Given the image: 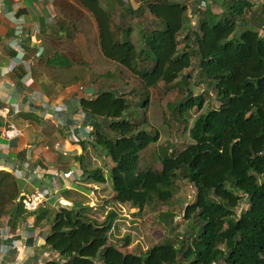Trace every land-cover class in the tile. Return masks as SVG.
<instances>
[{
    "label": "trees",
    "instance_id": "1",
    "mask_svg": "<svg viewBox=\"0 0 264 264\" xmlns=\"http://www.w3.org/2000/svg\"><path fill=\"white\" fill-rule=\"evenodd\" d=\"M78 1L94 15L103 55L112 64L105 73L94 74L90 83L99 89L81 97L80 105L93 120L106 119L107 129L96 132L92 145L81 139L70 141L68 150L59 152L58 162L69 170L80 161L85 180L107 183L102 166L86 163L88 146L101 151L112 163L114 195L100 198L95 191V201L137 208L132 212L140 218L152 212L156 228L165 230L169 242L151 247L144 261L137 247L125 261L264 264V0H135L139 6L129 3L124 12L108 10L99 0ZM196 6L197 24L186 30L187 12ZM73 7L60 5L55 22L62 31L42 32L44 51L32 67L39 82L49 69L47 76L60 85L56 95L61 98L91 75V63L82 53L71 51L85 15ZM134 20L141 29H135ZM240 27L244 30L238 32ZM121 29L129 36L133 30L142 34L148 48H139L131 38L123 40ZM51 49L54 52L47 55ZM193 66L196 74L189 71ZM123 73L130 77L117 86L113 80ZM194 78L204 85L199 95L191 87ZM154 89L162 97L179 91L168 108L180 124L188 125L191 111H200L185 147L173 139L158 143L160 127L130 117L135 104L148 109ZM14 122L23 130L28 147L46 146L59 131L31 111L17 113ZM27 150V146L21 149L19 163L28 160ZM20 187L13 172L0 169V218L15 211L12 219L17 226L33 216L35 224L50 227L46 246L54 238L73 236L84 251L91 249L108 239L119 215L113 209L102 220L96 219L85 208L94 200L92 193L71 189L62 192L61 203L74 202L72 209L45 207L29 212ZM163 205L167 208L157 210ZM125 241L129 243L130 237ZM108 248L98 249L97 264H113L106 256Z\"/></svg>",
    "mask_w": 264,
    "mask_h": 264
},
{
    "label": "crops",
    "instance_id": "2",
    "mask_svg": "<svg viewBox=\"0 0 264 264\" xmlns=\"http://www.w3.org/2000/svg\"><path fill=\"white\" fill-rule=\"evenodd\" d=\"M126 1L133 8L139 6L135 0H101V4L104 2V7L108 10L124 12L126 7H129V3L125 6ZM69 4L74 5L75 12L85 13L84 17L81 18V25L78 26L79 32L71 51L82 53L84 58L91 63L90 73H105L108 69H103L104 63L94 65L93 61L90 60L102 56L101 58L109 63L102 52L98 23L94 15L87 11L78 0H49L47 3L44 0H0V169L11 171L7 166L13 163L14 166L18 167L19 175L17 173L15 175L20 179L21 187L24 188L23 194L31 188L40 186L43 189L42 192L50 197L52 205L50 207L54 208H59V205L56 206L55 204L64 199L62 192L65 190L83 189L87 193L98 191L97 183H87L93 184L92 187L95 190L92 188L88 190L81 186L82 184L87 185L84 182L89 181L85 180L86 172L82 169L80 161L72 164V168L69 170L63 169L58 162V155L61 151H67L70 147L69 142L74 141L71 135H76L77 141L85 140L92 145L96 132L107 129L106 119L96 121L86 115L83 120H79L69 116L70 113L67 109L75 103L78 104L81 83L68 88L66 95L61 98L59 94L56 95L60 85L47 76L49 69L46 70L43 67L46 72H42L44 75L42 80L40 79L42 82H39L33 74L32 67L37 57L44 51L42 32L50 33L51 28L57 32L62 31L59 23L55 22L57 21L55 16L58 17L61 13L60 5L67 7ZM54 22L58 26H55ZM119 32L123 38L125 32L122 29ZM62 51L69 54L67 50ZM52 52H54L53 49L47 55ZM90 78L89 76L88 79ZM85 85V94L94 95L99 89V86L93 85L90 80ZM7 110L9 111L4 115ZM29 111L42 115L46 123H53L59 129L46 146H30L29 149L23 130L14 122L17 113ZM46 112L51 117L45 116ZM3 125H16L21 133L12 135L6 133L3 130ZM26 146L28 160L25 163H18L19 153ZM90 148L96 155L104 156L101 151H96L92 146H88L89 150ZM88 149L86 153L90 152ZM86 163L90 167L99 166L93 162V159L91 160L90 154L87 155ZM24 164L26 166L22 168ZM50 164L60 171L59 176H53L55 169L49 167ZM19 169L22 170V174ZM93 193L91 195L94 199L92 201L94 206H104V203L99 204L97 200L95 201L96 197ZM100 198L103 197L100 196ZM61 206L72 209L76 205L74 202H69V204H61ZM126 207L133 209L131 206ZM90 211L92 212V210ZM14 212L12 215H4L0 218V264H57L48 263L46 255L59 257L61 259L59 264H66L64 262L68 258L71 261L69 264H74V259L80 260L83 254L66 253L63 250L64 244L59 245V240L66 237L54 238L52 239L53 244L46 246L48 238L45 233H48L50 227H41L35 224L33 216L28 215L27 219L17 226H14L13 223L9 229L4 227V224H7L10 218L14 217ZM35 227L37 232L34 231ZM72 238L73 236L70 237V239ZM107 242L108 240L104 241L103 244Z\"/></svg>",
    "mask_w": 264,
    "mask_h": 264
},
{
    "label": "rangeland",
    "instance_id": "3",
    "mask_svg": "<svg viewBox=\"0 0 264 264\" xmlns=\"http://www.w3.org/2000/svg\"><path fill=\"white\" fill-rule=\"evenodd\" d=\"M101 2V0H99ZM129 2H125V6L128 5ZM200 4V3H199ZM102 6L104 7V2H102ZM200 12H203L204 6L202 3L199 5ZM105 8V7H104ZM198 11V7H191L190 10L187 12L186 20H185V29H189L190 27L195 28V24H197V18L198 14L200 12ZM132 23L135 24V29H141L142 25L141 23L134 20ZM244 30L242 27L239 28L238 32H241ZM148 32V31H146ZM128 38H131L133 42H135L139 48L140 46L144 47V49L148 48L145 44V38L142 34L137 33L136 30H133V33L131 36L128 35V33H124L123 40H128ZM95 57V58H89L93 61L94 65H100L102 63L105 64V67L103 69H109L111 68V63L105 62L103 58ZM94 70V69H93ZM189 71L193 74H196V67L194 66L189 69ZM94 74L99 73H92L90 75V82H94L96 79V76ZM128 77H130L129 73H123L122 75H118L114 80L113 83L117 86L123 85L124 82H120L122 78L124 80H127ZM112 80H108L109 83L112 82ZM194 81V82H193ZM138 82V81H136ZM100 85H103L104 83L102 81H99ZM134 83H131L133 85ZM131 85L125 86L126 88L130 89ZM191 87L193 89V92L195 95H199L201 91L204 90V85L202 82L198 83L197 78H194L192 80ZM160 88L162 89L163 86L160 85ZM152 91V101L151 104L147 107H140L138 108L137 105L133 106L131 108L130 117L134 118L135 120L141 119V120H147L148 123H153V125H156L161 128V136L158 143L165 142L167 139H173L179 146L185 147L191 142V139L189 137V128L192 126L195 118L200 114V111H191V114L189 116V124H180L174 117H172L169 113V104L175 102L179 97V91L175 90L171 93H168L167 97H162V94L160 90H151ZM47 92V91H46ZM52 95V94H51ZM213 95V94H212ZM138 98H141V95L138 96ZM132 100H136L135 97H132ZM161 100V101H160ZM135 102V101H134ZM207 107V105L205 106ZM169 124V125H168ZM187 125V126H186ZM90 151L88 154H90L91 160L93 159V162L95 164H99V166H102L103 171L108 179L107 183H98V195L101 197H105L108 199H112L114 192L112 188L111 183V166L112 163L110 160H108L106 157H101L100 155H96L92 148H90ZM78 163V162H77ZM91 163V162H90ZM49 167H53V165H49ZM162 166L159 165L158 169H161ZM55 169V168H54ZM57 170V169H56ZM85 175V174H84ZM84 182V181H83ZM92 183V182H84ZM83 185V184H82ZM93 184H87L84 185L85 187L91 188ZM82 192L90 195L91 192L87 193L83 189H80ZM113 201V200H112ZM96 204H98L96 202ZM121 204V205H120ZM104 204V206L96 205L94 206L92 201L86 202L85 208L92 210V216H94L98 220H102L104 216L108 213V211H111L115 209L119 215L118 218L115 220L114 226L112 230L109 232L108 236V242L103 244V242L97 243L93 248L88 249L87 252H85L81 246V243L76 237H73L70 239V237L62 238L59 240V245L62 243L64 244V251L67 252H73L77 253L78 255H82L80 257V260H73L74 264H97L99 262L97 258V251L100 247L108 246V251L106 253V256L113 259V264H128L125 261V257L128 254L134 253L135 248H139L140 251L143 253V261L145 258L150 254V248L159 244H163L165 242H169V237L167 233H165V230L156 228V225L153 222V216L154 214L152 212H148L146 214V217H137L133 214L130 210H137V208H127L122 203L117 202H111L109 204ZM94 206V207H93ZM59 207H62L59 205ZM249 207V206H248ZM247 207V208H248ZM68 208V207H65ZM167 206H159L157 210H164ZM182 219V217H181ZM46 226V225H45ZM50 231V229H48ZM48 231V233H49ZM45 233V234H48ZM48 236V235H47ZM129 236L130 242L127 243L125 241V238ZM162 237H164L162 239ZM70 239V240H69ZM85 252V253H84ZM77 255V256H78ZM101 256V254H100ZM71 261H69V258L64 262L66 264H69ZM140 264V263H137Z\"/></svg>",
    "mask_w": 264,
    "mask_h": 264
},
{
    "label": "built area",
    "instance_id": "4",
    "mask_svg": "<svg viewBox=\"0 0 264 264\" xmlns=\"http://www.w3.org/2000/svg\"><path fill=\"white\" fill-rule=\"evenodd\" d=\"M44 2L47 3V2H49V0H44ZM32 5H31V7H32ZM80 91H81V94L79 95V98H78V102H77L78 104L75 103V105L70 106V108H68L67 110H68V113H70L69 116H72V117H74L76 119H79V120H83V118L86 115L82 111V108H81V105H80V100H81V97H82V93H86V86L81 84ZM8 111L9 110L5 111L4 115H6ZM45 116L51 117V116H49L47 114V112H46ZM3 130H4V132L10 133L11 135L14 134V133H21V130L18 127H16V125H10V126L3 125ZM71 137H72V139H74L76 141L78 140V137L76 135H71ZM29 160L32 162V160L30 158H29ZM22 166H23L22 168L25 167L24 165H22ZM7 167H9L10 170L14 174L15 173L18 174V171H17L18 167L14 166L13 163H11V165L7 166ZM52 168H54V167H52ZM19 172L22 174V170L21 169H19ZM59 173H60V171L55 169V172H54L53 176L57 177V176H59ZM32 187H34V186H32ZM21 190L24 191V188L21 187ZM42 191H43V189L39 186V187L31 188L27 193H24L23 205H24V208L27 211H29V212L37 211V210L43 209L45 207L52 206L51 203H50L51 202L50 197L45 195ZM61 204H62L61 201H58V202H56L55 205L56 206L57 205L61 206ZM11 219H12V217L10 218V220L8 221L7 224H4L5 225L4 227H7V229H9L13 225V219L12 220ZM34 231L37 232L36 227H35ZM0 237H1V235H0ZM46 258H47L48 263H57V264H59L61 262V259L59 257H56V256L55 257H51V255H46Z\"/></svg>",
    "mask_w": 264,
    "mask_h": 264
},
{
    "label": "clouds",
    "instance_id": "5",
    "mask_svg": "<svg viewBox=\"0 0 264 264\" xmlns=\"http://www.w3.org/2000/svg\"><path fill=\"white\" fill-rule=\"evenodd\" d=\"M82 84H86V83H82ZM86 86V85H85ZM82 95H85V93H82ZM86 115V114H85ZM87 116H89V115H87ZM28 146V145H27ZM29 149H30V147H29ZM19 163V162H18ZM24 166H26L25 164H24Z\"/></svg>",
    "mask_w": 264,
    "mask_h": 264
}]
</instances>
